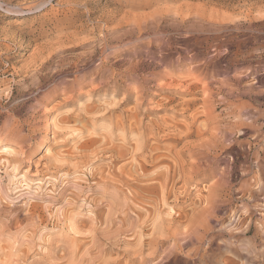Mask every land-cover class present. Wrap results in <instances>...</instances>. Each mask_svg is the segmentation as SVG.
Here are the masks:
<instances>
[{"label": "rangeland", "instance_id": "rangeland-1", "mask_svg": "<svg viewBox=\"0 0 264 264\" xmlns=\"http://www.w3.org/2000/svg\"><path fill=\"white\" fill-rule=\"evenodd\" d=\"M4 1L22 7H31L39 2V0ZM200 13L201 15H199ZM182 18H184V21H182ZM137 27L140 30L136 29ZM130 31L132 35H130ZM106 36L110 39V43L114 45L121 44L119 48L112 50L115 54L114 58L126 59L133 64L140 61L148 62L152 60V57L158 59L160 56L165 57L166 61H173L177 58L178 53L187 52L189 55L194 52L197 56L195 63H189L190 61H188L183 65L174 66L172 70L176 72L177 77L188 79L191 77L188 74L189 69L199 64L195 70V91L198 96L195 103V114L198 117L195 129L200 127L203 132L202 136H196L195 134L191 137V140H194L195 143L202 138L209 143L211 140V144L214 142V147L212 146L208 153L203 151L204 154L195 156V163L200 162L203 165L201 169L204 177L195 176L196 179L191 185L189 184L191 187L189 185V187H182L183 182L179 183L177 185L178 189L176 188L177 191L175 189L174 192L179 197L182 195V198L178 197L176 199L175 195L171 194L172 198L170 197L167 201L171 202L172 206H170L171 204L167 206L157 202L154 206L148 205V210L146 209L147 205L136 204V209L134 208L130 212L125 210V200L123 199L131 203L130 198L133 195L131 189L129 190L125 186L121 188L122 190H115L113 187L110 188V185H104L111 181L115 182L111 178L112 173L111 176H108L110 171H116L117 167L123 166L125 160L127 163L132 160L127 155L123 158V162L122 158L121 161H117V167H114V163L113 169L109 168L106 163H109L111 157H113L110 156L111 152L99 151V149L103 148L102 145L107 147L110 144L111 147V145L125 144L128 139L125 137V131H122L124 127L121 124L118 125L116 119L112 124L111 119H106V121L105 119L92 120L95 116L97 118L103 112L105 113L106 106L110 107L114 105L115 101H119L124 96L125 91L122 84L121 93L114 98L116 89L111 84L105 83L97 88V83L90 81L95 67L92 62L87 64L86 58L89 57L87 53L94 47L99 48L100 52V46L104 44ZM78 52L79 54H77ZM83 69H86L90 74L85 81V83L88 82L87 85L78 90L80 97L64 93L62 90H58L54 96L51 95L55 83H63L65 80L74 79L77 72ZM178 69L181 72H177ZM167 71L169 70L166 68L157 67L155 70L157 79L147 86L151 96L147 98L144 107L150 109V112L148 116H142L144 126L151 127L161 119L165 120L167 118L170 122L173 117L177 116V119L182 121L181 124H183V121L185 123L190 122V119L182 118V115L187 116L191 113L181 114L180 111L185 109L184 106H177L174 109L175 111L170 112L162 111L158 106L162 103V96L172 95V92H165L163 88L156 87L162 83L170 82L167 77L161 78L162 74ZM136 84V82H133L130 87L131 95H133L132 99L134 100L121 106L123 109L132 108L136 104ZM183 89H185L184 86H181L176 90L183 93L178 97L179 102L192 97V94L183 91ZM88 106H101L103 109L93 110L94 112L91 110L93 113H86L83 109ZM163 130L157 132L156 135H151L147 144L154 145L155 142L165 139L166 136L164 138V135L166 133H172L170 129ZM90 138L98 140L94 143L95 145L91 146ZM111 139L112 143H107ZM135 140L134 137V146ZM101 141L105 143L102 144ZM96 146L100 148L97 150ZM180 146H182V143L179 144ZM6 147H11L13 150L9 153ZM0 157L3 158V162L0 164V206H9L6 208L13 211L17 208L19 214L14 213V216L17 218L20 216L19 219L25 217L26 213L28 211L32 212L33 209L37 215V223L25 226L26 230L23 228L18 230V233L12 230L13 233L10 232L12 237L9 236V231H3V225H0V229H2V231L0 230L2 232L0 238L2 241L4 240L0 242V246L4 248L3 250L0 247L1 264H14L16 262L18 264H32L33 262L35 264H71L73 260L74 264L75 261L76 264L81 262L83 264H97L99 258L101 259L99 261L104 260L110 262V264H145L146 262V264H264V0H52L46 10L39 13L26 12L23 15L8 14L0 8ZM64 157L70 160L62 159ZM186 158L188 161L193 160L188 156L184 157V159ZM9 160H11L10 164L8 163ZM101 164H105L102 167L103 170L105 169L103 173L104 176L106 174L105 178L101 175L93 177L92 174L96 172L95 168ZM16 167L17 169H15ZM216 184L219 185L216 186ZM180 185L182 189L179 188ZM95 188L96 190H94ZM183 188L185 189L183 190ZM187 188H190L189 191ZM109 189L112 191H109ZM76 190L77 192H73ZM102 194H104V197ZM108 194L109 196H106ZM110 195L113 198H110ZM119 198L124 202L120 201L119 203ZM64 199L66 202H64ZM90 199H92L91 202ZM100 199L103 201L100 202ZM112 199L113 201L116 200L115 202L118 200V204L113 206L115 202L111 201ZM35 202L38 203V209L35 207ZM63 203L65 206H63ZM69 204L70 209L69 207L66 208ZM108 204H111L112 207ZM119 204L124 205H120L123 209L118 206ZM27 206H30V209ZM110 207L116 211L113 212ZM107 208L108 210H106ZM63 209L67 212L65 213ZM68 210L71 213H68ZM51 211H53L52 216L50 215ZM77 211L78 215H75ZM124 211H128V215ZM74 212L75 214H72ZM137 212H141L144 217L147 215L145 217L147 225L144 221H141L144 220L142 216V218H139L138 226L133 231L129 229L130 223L137 219ZM7 213L9 214V211ZM112 213L116 216H113ZM178 213H183V217L182 215L179 216ZM64 214H67L66 216L69 218H66ZM102 214L103 217L107 214L112 216L103 218L100 217ZM57 215H62L59 216L62 221L54 218H57ZM76 217H79L78 220ZM108 217L110 219H107ZM162 217L167 218L162 219ZM169 217L171 219L175 218L172 223H169L170 225L168 224ZM4 218L5 216L0 217V224H3ZM88 218H91V220L88 221ZM102 219L112 220L114 224L111 225L108 221L105 223ZM167 219L168 221H166ZM74 220H76L75 225L82 224L84 228L82 230L85 232L83 236H87L84 237L85 240L83 237L82 240L79 239L81 240L79 241V243L81 242L79 252L82 255L85 254V256L77 254L72 257L70 255L73 246L77 242L76 238L80 235L72 229ZM122 221H125V223ZM46 222H50L49 225L48 223L46 225ZM97 222L100 224H97ZM101 222H103V225H101ZM173 222L178 223L174 224ZM179 222L181 225L183 224L182 227H180ZM164 223L174 229V235L170 228L163 227ZM94 226L95 228L100 227V229L107 227L105 230L112 229L110 232L106 231L109 233L108 235L111 233V235H117L114 239L120 238L117 239L118 241L112 239L114 241L112 243L111 239L104 236L105 238L97 239L94 242L90 235ZM122 226L127 228L125 229ZM175 226L180 228L177 229ZM113 227L116 230L118 228V234L115 233ZM119 227L124 228L123 230L126 231L122 230L123 233ZM104 229L102 228L101 231H104ZM70 231L71 233H69ZM106 232L104 231L107 235ZM48 237L50 238L47 241ZM30 238L32 239L31 242ZM38 238H41V240ZM150 238H152L151 240L154 239V242L149 240ZM155 238H159L158 241ZM69 239H72L73 243ZM98 240L104 243L100 244L97 242ZM144 240H146V244L143 243ZM148 240L152 243L148 244ZM49 241L53 243H49ZM27 242L33 244L30 245ZM46 243H49L50 247H47ZM84 243L85 247H83ZM91 244L94 245L91 246ZM63 245L66 246L63 247ZM101 245L105 248H101ZM25 247L31 250V253L34 250L36 252L29 253V255L25 253V256H23V250L27 249ZM142 247L144 253L140 251ZM145 247L147 248L145 249ZM47 248L51 251L49 254ZM83 249H86V251H83ZM131 251L134 254L136 253V256ZM149 252H153L152 255L149 256ZM5 253L6 257L4 256ZM91 253L92 255H90ZM18 254L20 258L17 257ZM45 255H51L52 257H46ZM78 255H81V257L79 256L80 259ZM84 257H88V259ZM13 259H16V261H13ZM60 259L61 261H57Z\"/></svg>", "mask_w": 264, "mask_h": 264}, {"label": "bare ground", "instance_id": "bare-ground-1", "mask_svg": "<svg viewBox=\"0 0 264 264\" xmlns=\"http://www.w3.org/2000/svg\"><path fill=\"white\" fill-rule=\"evenodd\" d=\"M19 3V2H18ZM52 3V0H39V2H37L36 4H34V5H32L31 7H22L21 5H18V4H16V5H14L12 2H9V1H4V0H0V8L4 11V12H6V13H8V14H15V15H23V14H25L26 12H29V13H39V12H42V11H44V10H46L47 8H48V4H51ZM51 6V5H50ZM204 7V6H203ZM157 8V7H156ZM162 8V7H161ZM201 9V8H200ZM203 10V9H202ZM168 12V11H167ZM204 13H206V12H204ZM213 14V13H212ZM246 14H247V12H246ZM199 15H201V13L199 14ZM211 16V15H210ZM209 16V17H210ZM247 16V15H246ZM201 17V16H200ZM203 17V16H202ZM205 17V16H204ZM203 17V18H204ZM207 18V17H206ZM110 19V18H109ZM130 19V18H129ZM134 20V19H133ZM209 20H210V18H209ZM120 21V20H119ZM182 21H184V18H182ZM127 22V21H126ZM214 22V21H213ZM132 23H134V22H132ZM140 26H141V24H139ZM138 25V26H139ZM156 27V26H155ZM236 27V26H235ZM175 28V27H174ZM173 28V29H174ZM238 28V27H237ZM4 29V28H3ZM116 29V28H115ZM136 29H139L138 27L136 28ZM141 29H142V27H141ZM140 30V29H139ZM139 30H137V31H139ZM112 31V30H111ZM128 31V30H127ZM142 31V30H141ZM219 31V30H218ZM134 32H136V31H134ZM220 32H222V31H220ZM130 33V35H132L131 33V31L129 32ZM75 34V33H74ZM126 35H127V33H125ZM134 34V33H133ZM141 34V33H140ZM122 35H124V34H122ZM62 36V35H61ZM117 38V37H116ZM141 38V37H140ZM59 40V39H58ZM110 39H108V37L106 36L105 38H104V44H102V46H100V52H99V48H96V47H94V48H91L89 51H88V55H89V57H87L86 59H87V64L88 63H91L92 62V65L95 67V69L92 71V74H93V77L90 79V81L92 82V83H97V88L98 87H101V86H103V84H111L112 85V87L113 88H115L116 89V93L114 94V98L117 96V95H119L120 93H121V88H122V86L124 85V87H125V91H124V96L122 97V98H120V100L119 101H115V103H114V105H112V106H110V107H105L106 108V111H105V113L103 112V114L102 115H100V116H98L97 118H92V120H96V121H98V120H100V119H105V121H106V119H111L112 121H111V124H112V122L114 121V119H116V121L118 122V125L119 124H121V126L123 125V127H124V129H122V131L124 130L125 131V137H126V139H128V141L127 142H125V144H121V145H111V147L107 144V143H112L111 141H112V139L110 140V142L109 141H107V147L105 146H101V147H103L102 149H99V151L100 150H102V151H109V152H111L110 153V156L112 155L113 157H111V161L109 162V161H107V162H109V163H106L107 164V166L109 167V168H111V169H113L112 167H113V164H114V167L116 166L117 167V161L118 160H120L121 161V158H122V162H123V158H125L127 155H129L128 157L131 159L132 158V160L130 161V162H126V160H125V163H127V164H123V166H120V167H117V169H116V171H113V172H111L110 171V173L108 174V176H111L110 174L112 173L113 175H112V179H113V181L115 180V182H108V183H105L104 185H110V188L111 187H113L115 190H118V189H121V188H123V187H128L129 188V190L131 189V191H132V193H133V195L131 196V203L130 202H128L126 199H123V200H125V202L124 201H122L120 198V200H119V203H120V201H122V202H124L125 203V206H126V209L125 210H134V208L136 209V204L138 205V204H141V205H149V206H154V204L156 205L157 204V202H160V203H162L163 205H167L168 206V204H171V202H168L167 200H169L170 199V197H171V194H174L175 195V198L176 199H178V195L177 194H175V192H174V190L177 188L178 189V187H177V185L179 184V183H182V187H187L189 184L191 185V183L196 179L195 178V176H202V177H204V175H202V173H203V170L201 169V168H203L202 166V164L200 163V162H197V163H195V156L196 155H201V154H204V152L203 151H206V153H208L211 149V147L214 145V142H213V144H211V140H210V143L208 142V141H206L205 139H200L199 141H197L196 143H195V141L194 140H191V137H193V136H195V134H196V136L197 135H201L202 134V129L200 128V127H198V128H196L195 129V125H196V119L198 118L197 117V114H195V103L197 102V100H198V96H197V92L195 91V87H196V82H195V70H196V68H198V66H199V64L197 65H194L191 69H189V72H188V74H189V76H191L190 78H188V79H186V78H184V79H182V78H180V77H177L176 76V72H174L173 70H172V68L174 67V66H178V65H183V64H185L186 62H188V61H190L189 63H191V62H194L195 63V61L197 60V56L195 55V53L193 52V53H190L189 55H188V53L186 52V53H178V55H177V58L175 59V60H173V61H166V58L165 57H163V56H160L158 59L156 58V57H152V60L151 61H148V62H145V61H140V62H137V63H135V64H133V63H129V61H127L126 59H115L114 58V55L115 54H113V52H112V50H115V49H117V48H119L120 47V45L121 44H113V43H110V41H109ZM123 40V39H122ZM8 41V40H7ZM112 41V40H111ZM165 41V40H164ZM14 42V41H13ZM56 42V41H55ZM114 42V41H113ZM120 42V41H119ZM150 42V41H149ZM62 43V42H61ZM117 43V42H116ZM52 44V43H51ZM58 48V47H57ZM35 49V48H34ZM40 50V49H39ZM47 50H48V48H47ZM53 50V49H52ZM49 51H51V50H49ZM99 53H98V52ZM148 52V51H147ZM49 53V52H48ZM52 53V52H51ZM39 54V53H38ZM77 54H79V52L77 53ZM82 54V53H81ZM86 55V54H85ZM37 56V55H36ZM47 56H49V55H47ZM46 57V56H45ZM39 58V57H38ZM37 58V59H38ZM41 58V57H40ZM49 58V57H48ZM59 58V57H58ZM50 59V58H49ZM69 59V58H68ZM78 60V59H77ZM43 61V60H42ZM198 62V61H197ZM36 63V62H35ZM91 65V66H92ZM71 66V65H70ZM115 66H117V67H115ZM42 67V66H41ZM63 67V66H62ZM61 67V68H62ZM112 67V68H111ZM157 67H163V68H166L167 70H169V71H167L165 74H162V76H161V78L162 77H167V78H169L170 79V82H165V83H162L161 85H157L156 87H161V88H163V90L165 91V92H172V95L171 96H162V98L163 99H161L162 100V103H160L158 106L162 109V111H166V112H170V111H175L174 109L177 107V106H184L183 108H185L183 111H180L181 112V114H184L185 112H191L190 114H188L187 116L185 115H182V118H184V119H190V122L189 123H185V121H183V124H181L180 122H182V121H180L179 119H177V117H173L172 119H171V121L170 122H168V118L167 119H165V120H163V119H161L160 121H158V122H156V123H152L153 125L151 126V127H147V126H144L143 125V123H142V120H143V118H142V116H148V113L150 112V109H147V108H145L144 107V105H145V103H146V101H147V98L149 97V96H151V94L149 93V91L147 90V86H148V84H150L151 82H153L154 80H156L157 78H156V73H155V70H156V68ZM78 68V67H77ZM172 70V71H171ZM177 72H181V70H176ZM188 71V70H187ZM76 72V71H75ZM24 73V72H23ZM90 73H88L87 71H86V69H83V70H81V71H78L77 72V75H75V77H74V79H69V80H65V82H63V83H55V85H54V90H53V92H51V95L52 96H54V95H56L57 93V91L58 90H62V92H64V93H70L72 96L73 95H75V96H78V97H80V94L78 93V90H80V89H82L83 87H85V85H87V83L88 82H86L85 83V81L87 80V78H88V75H89ZM29 76V75H28ZM106 78V79H105ZM38 81V80H37ZM133 82H136L137 84H136V87H135V91H137V96H136V99H135V105H134V107H132V108H129V109H126L125 107V109H123V107H121V106H123L124 104H126V103H129V102H131L132 100H134V99H132L133 97V95H131V89H130V87H131V84L133 83ZM53 84V83H52ZM123 84V85H122ZM198 85V84H197ZM153 86H154V84H153ZM181 86H184V88L185 89H183V91H185V92H187V93H189V94H192V97L191 98H189V99H186V100H183V101H181V102H179V95L181 94H183V93H180L179 91H176L179 87H181ZM109 88V87H108ZM117 88H120V89H117ZM167 90H173V91H167ZM217 94H219V93H217ZM7 96V95H6ZM5 96V97H6ZM229 96V95H228ZM108 98V97H107ZM3 99V98H2ZM36 99L38 100V98L36 97ZM67 100V99H66ZM16 105V104H15ZM4 106V105H3ZM193 106V107H192ZM12 107V106H11ZM101 106H88L87 108H85V109H83L86 113H89V112H91V110L93 111V110H101ZM103 109V108H102ZM105 110V109H104ZM82 112V111H81ZM84 112V113H85ZM94 112V111H93ZM93 112H91V113H93ZM119 112V113H118ZM85 113V114H86ZM97 113V112H96ZM176 113V112H175ZM197 113V112H196ZM180 114V113H179ZM88 116V115H87ZM205 116V115H204ZM90 117V116H89ZM7 118V117H6ZM82 118V117H81ZM89 120V119H88ZM90 121H91V119H90ZM198 121V120H197ZM62 122V121H61ZM92 122H94V121H92ZM116 122V123H117ZM86 123V122H85ZM95 123H97V122H95ZM114 123V122H113ZM208 123V122H207ZM149 125V124H148ZM150 125H151V123H150ZM85 126V125H84ZM113 126V125H112ZM117 126V125H116ZM119 127V126H118ZM208 127V126H207ZM21 129V128H20ZM79 129H81V128H79ZM89 129V128H88ZM93 129H94V127H93ZM163 129H170L171 131H172V133H170V132H168V133H166L165 135H164V138H165V136H166V138L165 139H162V140H159L158 142H155L156 144H154V145H148L147 144V142H149L148 140H149V138H150V136L151 135H156V133L157 132H160L161 130H163ZM84 130V129H83ZM86 130V129H85ZM59 131V130H58ZM109 131V130H108ZM164 131V130H163ZM206 131V130H205ZM209 131V130H208ZM54 133V132H53ZM91 133V132H90ZM97 133V132H96ZM111 133V132H110ZM98 135V134H97ZM101 135V134H100ZM233 135V134H232ZM93 136H95V135H93ZM202 136V135H201ZM217 136V135H216ZM113 137V136H112ZM115 137V136H114ZM134 137H135V146L133 145V139H134ZM163 137V136H162ZM23 138H24V136H23ZM96 138H97V136H96ZM96 138H90V142L92 143L91 144V146L92 145H95L94 143H96V141H98V140H96ZM99 138V137H98ZM104 138H106L105 136H104ZM154 138H155V136H154ZM25 139V138H24ZM103 139V138H102ZM107 139V138H106ZM158 139V138H157ZM104 140V139H103ZM109 140V139H108ZM114 140V139H113ZM23 141V140H22ZM87 141V140H86ZM86 141H85V143H86ZM125 141V140H124ZM218 141H219V139H218ZM100 142V141H99ZM101 142H103L102 144H104L105 142L104 141H101ZM151 142V141H150ZM207 142H208V144H207ZM89 143V142H88ZM182 143V146H180L179 147V144H181ZM116 144V143H115ZM85 145V144H84ZM90 145V144H89ZM89 145H87V147H89ZM132 145V146H131ZM100 146V145H99ZM81 148L83 147L82 145L80 146ZM97 147V146H96ZM214 147V146H213ZM98 148H100V147H97V150H98ZM80 149V148H79ZM85 149V148H84ZM88 149V148H87ZM95 149V148H94ZM213 149V148H212ZM6 150L10 153L13 149H11V147H6ZM72 150V149H71ZM96 150V151H97ZM81 151V150H80ZM92 151H93V149H92ZM91 151V152H92ZM95 151V152H96ZM79 152V151H78ZM98 152V151H97ZM96 152V153H97ZM72 153V152H71ZM216 153V152H215ZM105 154V153H104ZM75 155H77V154H75ZM75 155H74V157H75ZM89 155V154H88ZM91 155V154H90ZM92 155H94V154H92ZM67 156H70V155H67ZM108 156V155H107ZM131 156V157H130ZM185 156H188L189 158H192L193 160L192 161H188V159L186 160V159H184V157ZM207 156V155H206ZM71 157V156H70ZM88 157V156H87ZM72 158V157H71ZM62 159H66V161L68 160L67 158H62ZM73 159H75V158H73ZM126 159H128V158H126ZM8 160V159H7ZM70 160V159H69ZM68 160V161H69ZM80 160V159H79ZM96 160V159H95ZM109 160V159H108ZM172 161L171 163H169L170 161ZM84 161V160H83ZM169 161V162H168ZM3 162V158H1L0 157V164ZM10 162H11V160H9V164H10ZM15 162H18V161H15ZM80 162V161H79ZM77 163H78V161H77ZM105 163V162H104ZM117 163V164H116ZM81 164H82V162H81ZM80 164V165H81ZM82 165H84V164H82ZM103 165H105V164H101V165H99L97 168H95L96 170V172L95 173H93L92 174V176L94 177V176H97V175H101V176H104L103 175V173H104V170H103ZM119 165H120V162H119ZM122 165V164H121ZM16 166H17V163H16ZM77 166V165H76ZM15 169H17V167L15 168ZM72 169H74V168H72ZM76 170H77V168H75ZM92 169V168H91ZM106 169H107V167H106ZM93 170V169H92ZM206 170V169H205ZM92 172V171H91ZM90 172V173H91ZM94 172V171H93ZM116 172V173H115ZM86 173V172H85ZM92 176H90V177H92ZM105 176H106V174H105ZM105 176H104V178H105ZM89 177V178H90ZM88 178V179H89ZM100 178V177H99ZM102 178V177H101ZM107 178H109V177H107ZM111 178H109V179H111ZM111 179V180H112ZM1 180V179H0ZM102 181H103V179H101ZM104 182H105V179H104ZM75 183V182H74ZM215 183V182H214ZM66 184V183H65ZM68 184V183H67ZM76 184V183H75ZM194 184V183H193ZM189 185V186H190ZM195 185V184H194ZM215 185V184H214ZM217 185H219V184H216V186ZM98 186V185H97ZM96 186V187H97ZM188 186V187H189ZM64 187V186H63ZM68 187H69V185H68ZM77 187H80V186H77ZM90 187V186H89ZM99 187H102V186H99ZM182 187H181V185H180V189H182ZM191 187V186H190ZM65 188V187H64ZM70 188V187H69ZM75 188V187H74ZM108 188V187H107ZM104 189H105V187H104ZM127 189V188H126ZM177 189H176V191H177ZM185 188H183V190H184ZM188 189V188H187ZM190 189V188H189ZM189 189H188V191H189ZM212 189V188H211ZM215 189V188H214ZM2 190V189H1ZM79 190H82V189H79ZM91 190V189H90ZM94 190H96V188L94 189ZM106 190V189H105ZM111 189H109V191H110ZM122 190V189H121ZM7 191V190H6ZM102 191V190H101ZM109 191H106V192H109ZM112 191V190H111ZM120 191V190H119ZM124 191V190H123ZM127 191V190H126ZM179 191V190H178ZM212 191V190H211ZM73 192H77V190L76 191H73ZM87 192V191H86ZM103 192V191H102ZM122 192V191H121ZM125 192V191H124ZM128 192V191H127ZM126 192V193H127ZM184 192H186V191H184ZM43 193V192H42ZM48 193V192H47ZM60 193V192H59ZM64 193V192H63ZM63 193H61V194H63ZM82 193V192H81ZM84 193H85V191H84ZM111 193V192H110ZM116 193H118V192H116ZM129 193H131V192H129ZM182 193V192H181ZM49 194V193H48ZM215 194H216V192H215ZM47 195V194H46ZM66 195V194H65ZM78 195H79V192H78ZM82 195V194H81ZM103 195V197H104V194H102ZM119 195H120V193H119ZM118 195V196H119ZM123 195V194H122ZM130 195V194H129ZM181 195V194H180ZM183 195H184V193H183ZM189 195H190V193H189ZM56 197H58L57 195H55ZM106 196H109V194L108 195H106ZM111 196V195H110ZM114 197H115V195H113ZM126 196H128V195H126ZM182 196V195H181ZM180 196V197H181ZM186 196H187V194H186ZM209 196V195H208ZM61 197H63V196H61ZM61 197H59V198H61ZM75 197V196H74ZM85 197V196H84ZM102 197V198H103ZM179 197V198H180ZM41 198H43V197H41ZM49 198V197H48ZM47 198V199H48ZM66 198V197H65ZM81 198H82V196H81ZM98 198H100V197H98ZM110 198H113L112 196L110 197ZM118 198V197H117ZM128 198V199H129ZM160 198V199H159ZM172 198V197H171ZM182 198V197H181ZM1 199V198H0ZM32 199V198H31ZM30 199V200H31ZM50 199V198H49ZM54 199V198H53ZM97 199V198H96ZM104 199V198H103ZM175 199V200H176ZM41 200V199H40ZM61 200V199H60ZM65 200V199H64ZM63 200V201H64ZM71 200H73V199H71ZM79 200V199H78ZM88 200V199H87ZM91 200L92 199H90V202H91ZM95 200V199H94ZM101 200V199H100ZM106 200V199H105ZM47 201H49V200H47ZM51 201V200H50ZM54 201V200H53ZM82 201H84L83 199H82ZM98 201V200H97ZM103 200H101L100 202H102ZM108 202H110L109 200H107ZM111 201H113V199L111 200ZM116 201V200H115ZM115 201H113V202H115ZM174 201V200H173ZM27 202V201H26ZM44 202V201H43ZM57 202V201H56ZM60 202V201H59ZM64 202H66V200L64 201ZM67 202H68V200H67ZM79 202V201H78ZM117 202H118V200H117ZM117 202H115V203H113V206H114V204L116 205V204H118ZM23 203H25V202H23ZM28 203V202H27ZM32 203H34V202H32ZM46 203V202H45ZM48 203V202H47ZM53 203V202H52ZM81 203V202H80ZM89 203V202H88ZM87 203V204H88ZM104 203H105V201H104ZM110 203H112V202H110ZM123 203V204H124ZM174 203V202H173ZM26 204V203H25ZM24 204V205H25ZM37 204L38 203H36L35 202V207H37ZM54 204V203H53ZM64 204V203H63ZM71 204V203H70ZM70 204L66 207V208H68L69 206H70ZM97 204V203H96ZM102 204V203H101ZM123 204H119L118 206H122ZM1 205H2V203H1ZM27 205V204H26ZM29 205H30V203H29ZM32 205H34V204H32ZM42 205V204H41ZM40 205V206H41ZM76 205V204H75ZM86 205V204H85ZM92 205H93V202H92ZM91 205V206H92ZM98 205V204H97ZM100 205V204H99ZM104 205V204H103ZM109 206L111 205V204H108ZM132 205H133V207H132ZM175 205V204H174ZM218 205V204H217ZM15 206V205H14ZM21 206V205H20ZM63 206H65V204L63 205ZM80 206H83V205H80ZM87 206V205H86ZM89 207H90V205H88ZM105 206H106V204H105ZM109 206H107V207H109ZM118 206H116L117 208H118ZM120 206V207H121ZM124 206V205H123ZM149 206L148 207H146V209H148L149 210ZM159 206V205H158ZM158 206H156V207H158ZM170 206H172V204L170 205ZM169 206V207H170ZM176 206V205H175ZM216 206V205H215ZM6 207H9V206H6ZM6 207H2V206H0V217L2 218L3 216H5V218L3 219L4 221H2L3 222V224H0V225H3V231H5V230H7V231H9L8 233H9V236H10V232L13 230V231H18V230H21V229H23L25 226L27 227V226H31V225H29V224H32V223H35L36 222V217H37V215L35 214V212H34V209L32 210V212L30 211H28L27 213H26V215H25V217H23V216H21V217H23V218H25V219H23V218H21V219H19L20 218V216L19 215H17V216H19V218H17L16 216H14V213H17L19 210L16 208V210L14 209V211L13 210H9L10 208H6ZM12 207V206H11ZM28 208L30 207V206H27ZM32 207V206H31ZM42 207V206H41ZM49 207H50V205H49ZM48 207V209L50 210V208ZM73 207H74V205H73ZM78 207V206H77ZM111 207H112V205H111ZM110 207V208H111ZM141 207V206H140ZM143 207V206H142ZM160 207V206H159ZM24 208H25V206H24ZM33 208V207H32ZM31 208V209H32ZM55 208V207H54ZM61 208V207H60ZM62 208H64V207H62ZM94 208V207H93ZM104 208V207H103ZM109 208V209H110ZM122 209H123V207H121ZM125 208V207H124ZM133 208V209H132ZM145 208V207H144ZM155 208V207H154ZM164 208V207H163ZM171 208V207H170ZM203 208V207H202ZM22 209V208H21ZM30 209V208H29ZM28 209V210H29ZM36 209H38V207L36 208ZM69 209H70V207H69ZM74 209V208H73ZM99 209V208H98ZM112 209V208H111ZM110 209V210H111ZM116 209V208H115ZM143 209V208H142ZM141 209V210H142ZM162 209V208H161ZM160 209V210H161ZM166 209V208H165ZM172 209V208H171ZM40 210V209H39ZM48 210V211H49ZM55 210V209H54ZM63 210H65V209H63ZM62 210V211H63ZM83 210V209H82ZM106 210H108V208L106 209ZM119 210V209H118ZM117 210V211H118ZM139 210V209H138ZM148 210H145V211H148ZM155 210V209H154ZM9 211V214L7 213ZM22 212H23V209L21 210ZM25 211H27V210H25ZM25 211H24V213H25ZM70 210H68V213H71V212H69ZM71 211H72V208H71ZM74 211V210H73ZM89 211V210H88ZM95 211V210H94ZM100 211H101V208H100ZM105 211V210H104ZM112 211L113 212H115L114 211V209H112ZM112 211H110V212H112ZM120 211H121V209H120ZM140 211V210H139ZM143 211V210H142ZM153 211V210H152ZM163 211H164V209H163ZM199 211V210H198ZM34 212V213H33ZM47 212V211H46ZM53 211H51V213H50V215L51 214H53L52 213ZM65 213L67 212L66 210L64 211ZM76 212V211H75ZM75 212L74 213H72V214H75ZM80 212V211H79ZM102 213H103V211H101ZM107 212V211H106ZM109 212V211H108ZM124 212H128V211H124ZM131 212V211H130ZM144 212V211H143ZM183 212H184V210H183ZM23 213V214H24ZM55 213V212H54ZM81 213H82V211H81ZM80 213V214H81ZM93 213V212H92ZM95 213V212H94ZM118 213H119V211H118ZM134 213V212H133ZM138 213V212H137ZM157 213V212H156ZM155 213V214H156ZM169 213V212H168ZM180 213V212H179ZM178 213V214H179ZM8 214V215H7ZM17 214H19V213H17ZM56 214V213H55ZM62 214V213H61ZM98 214V213H97ZM106 214V213H105ZM115 214H117V213H115ZM120 214V213H119ZM125 214V213H124ZM146 214V213H145ZM158 214H160V213H158ZM164 214V213H163ZM176 214V213H175ZM183 213H181V214H179V216L180 215H182ZM48 215V214H47ZM67 215V214H66ZM65 214H64V216L66 217V218H69V217H67ZM75 215H78V211H77V214H75ZM111 214H107V215H104V217H103V214L100 216V217H103V218H105V216H110ZM112 215H113V213H112ZM111 215V216H112ZM121 215V214H120ZM122 215H123V213H122ZM127 215H128V213H127ZM129 215H130V213H129ZM135 215H136V213H135ZM135 215H133V216H135ZM162 215V214H161ZM174 215V214H173ZM207 215V214H206ZM52 216V215H51ZM59 216H62V215H59ZM59 216L57 215V218L56 217H54L55 219H57V220H59V221H62V220H60V219H62V218H60L59 219ZM63 216V217H64ZM71 216V215H70ZM74 216V215H73ZM96 216V215H95ZM98 216V215H97ZM110 216V217H111ZM113 216H116V215H113ZM142 216H143V218H144V220L142 219H140L141 221H144L145 222V224L147 225V223H146V219H145V217H147V215L144 217V215L141 213V212H139L138 213V216H137V219L135 220V221H132L131 223H130V228L129 229H131V230H133L134 231V229L138 226V221H139V218H142ZM150 216H151V213H150ZM150 216H148L149 218H150ZM153 216H156V215H153ZM192 216V215H191ZM195 216V215H194ZM214 216V215H213ZM39 217V216H38ZM52 217V218H53ZM65 217H64V219H65ZM81 217V216H80ZM99 217V218H100ZM110 217H108L107 219H110ZM118 217V216H117ZM117 217H116V219H117ZM125 217H126V215H125ZM124 217V218H125ZM127 217H129V216H127ZM132 217V216H131ZM130 217V218H131ZM161 217V216H160ZM175 217V216H174ZM182 217H183V215H182ZM181 217V218H182ZM197 217V216H196ZM40 218V217H39ZM45 218V217H44ZM48 218V217H47ZM53 218V219H54ZM79 218V217H78ZM78 218L76 217V219L78 220ZM92 218H94V217H92ZM121 218V217H120ZM133 218V217H132ZM131 218V219H132ZM156 218V217H155ZM164 218H167V217H164ZM163 217H162V219H164ZM46 219V218H45ZM49 219V218H48ZM47 219V220H48ZM54 219V220H55ZM74 219V218H73ZM83 219V218H82ZM85 219V218H84ZM87 219V218H86ZM91 220V218H88V221H90ZM112 219H113V217H112ZM150 219H152V218H150ZM158 219H159V217H158ZM162 219H161V221H162ZM169 219V222H168V224L169 223H172V221H174L175 220V218H172L171 219V217H169L168 218ZM168 219L166 220V221H168ZM207 219V218H206ZM40 220V219H39ZM42 220V219H41ZM40 220V221H41ZM67 220V219H66ZM80 220H81V218H80ZM93 221H94V219H92ZM97 220V219H96ZM95 220V221H96ZM100 220V219H99ZM105 223L108 221L109 223H111V225L112 224H114V223H112V220H106V219H102ZM124 220V219H123ZM126 220V219H125ZM153 220H154V218H153ZM156 220V219H155ZM160 220V219H159ZM158 220V221H159ZM193 220H195V219H193ZM201 220V219H200ZM209 220V219H208ZM43 221V220H42ZM52 221V220H51ZM82 221V220H81ZM93 221H91L92 223H94L95 224V222H93ZM101 221V220H100ZM115 221H118V220H115ZM120 221V220H119ZM128 221V220H127ZM151 221V220H150ZM158 221H157V224H158ZM166 221H164L165 223H167ZM180 221V220H179ZM58 222V221H57ZM64 222V221H63ZM62 222V223H63ZM74 222L76 223V220H74L73 222H72V229L74 230V232L75 233H77L79 236L76 238V240H77V242L75 243V245L73 246V248H72V251H71V253H70V255L72 256V257H75L77 254H81V252H79L80 250H81V242L79 243V241H81L82 239V237H83V239H84V237L86 236H83L84 235V233L85 232H83V230L82 229H84L83 228V226H82V224L80 225V224H78V225H75L74 224ZM84 222V221H83ZM122 222H124L125 223V221H122ZM128 222H130V221H128ZM143 222V223H144ZM156 222V221H155ZM154 222V224H156ZM182 222V221H181ZM191 222V221H190ZM205 222V221H204ZM1 223V222H0ZM37 223V222H36ZM41 223H43V222H41ZM47 223L48 222H46V225H47ZM50 223V222H49ZM49 223H48V225H49ZM60 223V222H59ZM99 222H97V224H98ZM103 222H101V225H103L102 224ZM118 223H120V222H118ZM117 223V224H118ZM141 223V222H140ZM149 223V222H148ZM160 223V222H159ZM165 223H164V225H165ZM174 224L176 223H178V222H173ZM192 223V222H191ZM200 223H201V221H200ZM203 223V222H202ZM206 223V222H205ZM55 224H56V222H55ZM85 224V223H84ZM93 224V225H94ZM100 224V223H99ZM151 224H153L152 222H151ZM151 224H148V225H151ZM162 224V223H161ZM179 224H180V222H179ZM33 225V224H32ZM37 225H39V224H37ZM42 225V224H41ZM50 225H52V224H50ZM62 225V224H61ZM65 225V224H64ZM66 225H67V223H66ZM69 225V224H68ZM141 225H142V223H141ZM159 225V224H158ZM163 225V227H166V228H170L169 227V225H165L164 226ZM181 225V224H180ZM179 225V226H180ZM183 225V224H182ZM182 225L180 226V227H182ZM189 225V224H188ZM207 225V224H206ZM205 225V226H206ZM57 226V225H56ZM91 226V224L89 225V227ZM106 226V225H105ZM116 226V225H115ZM120 226V225H119ZM140 226V225H139ZM38 227V226H37ZM40 227H42V226H40ZM122 227H125V226H122ZM142 228H145L144 226H141ZM161 227H162V225H161ZM161 227H160V229H161ZM171 227H173V226H171ZM177 229L178 228H180V227H178V226H175ZM174 227V228H175ZM193 227V226H192ZM49 228V227H48ZM62 228V227H61ZM60 228V229H61ZM65 228V227H64ZM66 228H68V227H66ZM100 229V227H97V228H95V226H94V228H92L91 230V232H90V235H91V238H92V240L94 241V242H96V240L97 239H103V237L105 236V237H107L108 239H111L110 241H112V239H114V237H116L117 235H111V233H110V235H108L109 233H107V232H110V230H112V229H109V230H105L104 229V227H102L103 229H104V231L107 233V235L104 233V231H101V229ZM109 228H111L110 226H109ZM127 227H125V229H126ZM139 228V227H138ZM146 228H147V226H146ZM156 228V227H155ZM25 230H26V228H24ZM28 229V228H27ZM41 229V228H40ZM40 229H37V230H40ZM45 229V228H44ZM63 229V228H62ZM87 229H89V228H87ZM113 229L116 231L115 233H117V230H118V228H117V230H116V228H114L113 227ZM119 229H120V231H122L123 229L122 228H120L119 227ZM141 229V228H140ZM152 229V228H151ZM159 229V230H160ZM165 229V228H164ZM171 229V228H170ZM177 229H175V230H177ZM205 229V228H204ZM1 231H2V229H0ZM24 230V231H25ZM34 230H35V228H34ZM34 230H33V232H34ZM41 230H43V229H41ZM114 230H113V232H114ZM138 230V229H137ZM172 231L174 230V229H171ZM179 230H181V229H179ZM193 230V229H192ZM195 230V229H194ZM207 230V229H206ZM13 231H12V233H13ZM66 231V230H65ZM90 231V230H89ZM123 231H126V230H123ZM122 231V232H123ZM133 231H131V232H133ZM165 231V230H164ZM167 231H169V230H167ZM26 232V231H25ZM73 232V233H74ZM113 232H112V234H113ZM121 232V233H122ZM138 232V231H137ZM142 232H143V230H142ZM157 232V231H156ZM177 232V231H176ZM186 232V231H185ZM1 234H2V232H0ZM4 233V232H3ZM12 233H11V235H12ZM15 233V232H14ZM18 233V232H17ZM21 233V232H20ZM37 233H38V231H37ZM40 233H42L41 231H40ZM65 233V232H64ZM69 233H71V231L69 232ZM72 233V234H73ZM114 233V234H115ZM119 233V232H118ZM117 233V234H118ZM120 233V234H121ZM124 233V232H123ZM128 233V232H127ZM140 233V232H139ZM159 233H161L160 231H159ZM171 233V232H170ZM173 233V235H174V231L172 232ZM198 233V232H197ZM34 234H35V232H34ZM33 234V235H34ZM45 234V233H44ZM43 234V235H44ZM66 234V233H65ZM71 234V235H72ZM135 234V233H134ZM141 234V233H140ZM145 234V233H144ZM189 234H191V233H189ZM193 234V233H192ZM15 235H17V234H15ZM14 235V236H15ZM18 235H20V234H18ZM17 235V236H18ZM41 235V234H40ZM39 235V236H40ZM46 235V234H45ZM56 235V234H55ZM195 235V234H194ZM198 235V234H197ZM202 235V234H201ZM22 236V235H21ZM52 236H54V235H52ZM51 236V237H52ZM73 236H74V234H73ZM119 236V235H118ZM166 236V235H165ZM191 236V235H190ZM196 236V235H195ZM0 237H1V235H0ZM6 237V236H5ZM10 237H12V236H10ZM30 237V236H29ZM33 237V236H32ZM35 237V236H34ZM45 237V236H44ZM56 237H58L57 235H56ZM60 237H61V234H60ZM65 238H66V236H64ZM68 237H69V235H68ZM76 237V236H75ZM87 237V236H86ZM104 237V238H105ZM155 237V236H154ZM153 237V238H154ZM185 237V236H184ZM198 237V236H197ZM197 237H195V238H197ZM43 238V237H42ZM46 238V237H45ZM49 238L50 237H48V239H47V241L49 240ZM120 238V237H119ZM119 238H116V239H114V240H117V239H119ZM147 238V237H146ZM193 238V237H192ZM191 238V239H192ZM5 239V238H4ZM22 239H24V238H22ZM27 239V238H26ZM31 239V238H30ZM29 239V240H30ZM39 239V238H38ZM59 239V238H58ZM79 239H81V240H79ZM107 239V240H108ZM122 239V238H121ZM139 239V238H138ZM152 238H150L149 240H151ZM155 239H157V238H155ZM159 239V238H158ZM158 239H157V241H158ZM189 239V238H188ZM35 240V239H34ZM39 240H41V238L39 239ZM44 240V239H43ZM52 241H53V239H51ZM60 240V239H59ZM64 240V239H63ZM67 240V239H66ZM70 240V242H72V239H69ZM75 240V241H76ZM85 240V239H84ZM87 240V239H86ZM149 240H148V244H150V243H152L151 241H153V240H151L150 242H149ZM252 240V239H251ZM2 241V239L0 238V242ZM4 241V240H3ZM2 241V242H3ZM17 241V240H16ZM24 242H25V240H23ZM22 241V242H23ZM32 241V239L30 240V242ZM44 241H46V240H44ZM44 241H43V244H44ZM55 241V240H54ZM57 241V240H56ZM60 241H62V239L60 240ZM100 240H98L97 242H99ZM104 241V240H103ZM106 241V240H105ZM118 241V240H117ZM119 241H121V240H119ZM130 241V240H129ZM132 241H134V240H132ZM131 241V242H132ZM156 241V240H155ZM188 241V240H187ZM198 241V240H197ZM21 242V243H22ZM51 241H49V243H50ZM58 242V241H57ZM56 242V243H57ZM67 242H69V241H67ZM66 242V243H67ZM83 242V241H82ZM109 242V241H108ZM114 241H112V243H113ZM142 242V241H141ZM145 242V244L147 243L146 242V240H144L143 241V243ZM154 242V241H153ZM20 243V242H19ZM28 243V242H27ZM41 243V242H40ZM48 243V244H49ZM51 243H53V242H51ZM55 243V244H56ZM61 243V242H60ZM73 243V242H72ZM72 243H71V245H72ZM86 243V242H85ZM85 243H84V245H83V247H85L86 245H85ZM100 244H103L104 242H99ZM111 243V244H112ZM123 243V242H122ZM128 243V242H127ZM138 243H139V241H138ZM137 243V244H138ZM155 243H157V242H155ZM155 243H153V244H155ZM189 243H190V241H189ZM22 244H24V243H22ZM28 244H30V243H28ZM31 244H33V243H31ZM30 244V245H31ZM47 244V243H46ZM47 244V245H48ZM62 244H63V242H62ZM62 244H60V245H62ZM64 244H65V240H64ZM87 244V243H86ZM89 244V243H88ZM98 244V243H97ZM117 244H118V242H117ZM125 244V243H124ZM132 244H133V242H132ZM161 244V243H160ZM159 244V245H160ZM195 244V243H194ZM4 245V244H3ZM2 245V246H3ZM10 245V244H9ZM26 245V244H25ZM24 245V246H25ZM30 245H27V246H30ZM38 245V244H37ZM94 245V244H93ZM92 244H91V246H93ZM108 245H109V243H108ZM113 245V244H112ZM116 245V244H115ZM129 245H130V242H129ZM134 245V244H133ZM56 246H58V245H56ZM64 246H66V245H63V247ZM67 246H69V245H67ZM90 246V245H89ZM90 246V247H91ZM142 246V245H141ZM144 246V245H143ZM1 247V246H0ZM5 247V246H4ZM17 247H19V246H17ZM21 247V246H20ZM23 247V246H22ZM43 247V246H42ZM47 247H50L49 245L47 246ZM70 247V246H69ZM82 247V248H83ZM97 247V246H96ZM98 247H99V245H98ZM101 248L102 247H104V246H100ZM115 247H117V246H115ZM139 247H140V244H139ZM179 247V246H178ZM195 247V246H194ZM1 248H3V247H1ZM24 248V247H23ZM25 248H27V247H25ZM30 248V247H29ZM44 248V247H43ZM105 248V247H104ZM107 248H108V246H107ZM143 248V247H142ZM141 248V253H142V251L144 250V248L142 249ZM147 247H145V249H146ZM155 248V247H154ZM173 248V247H172ZM180 248V247H179ZM13 249V248H12ZM22 249V248H21ZM49 248H47V250H48ZM51 249H53L52 247H51ZM56 249V248H55ZM68 249V248H67ZM91 249V248H90ZM96 249V248H95ZM109 249V248H108ZM107 249V250H108ZM3 250H4V248H3ZM6 250V249H5ZM60 250V249H59ZM63 250V249H62ZM61 250V252H63ZM65 250V249H64ZM93 250V249H92ZM92 250H90V252L92 251ZM99 250V249H98ZM138 250V249H137ZM155 250V249H154ZM157 250V249H156ZM188 250H190V249H188ZM10 251V250H9ZM8 251V252H9ZM12 251V250H11ZM20 251V250H19ZM43 251V250H42ZM49 251V250H48ZM66 251V250H65ZM65 251H64V253H65ZM70 251V250H69ZM68 251V252H69ZM83 251H86V249L84 250L83 249ZM88 251V250H87ZM93 251H95V250H93ZM93 251H92V253H93ZM101 251V250H100ZM113 251H114V248H113ZM118 251V250H117ZM130 251V250H129ZM139 251V252H140ZM186 251H187V249H186ZM5 252H7V251H5ZM7 252V253H8ZM12 252H14V251H12ZM16 252V251H15ZM22 252V251H21ZM36 252V250H34L32 253H35ZM47 252V251H46ZM45 252V253H46ZM51 251H49V252H47L48 254L50 253ZM56 252H57V250H56ZM61 252H60V254H61ZM79 252V253H78ZM89 252V253H90ZM97 252H99V251H97ZM135 252H136V250H135ZM146 252V251H145ZM0 253H1V251H0ZM25 253H28V255H29V253H31V250H29L28 248L27 249H25V250H23V256H25ZM31 253V254H32ZM53 253H54V251H53ZM52 253V254H53ZM86 253H88V252H86ZM88 253V254H89ZM92 253L90 254V255H92ZM100 253V252H99ZM126 253H127V250H126ZM130 253V252H129ZM131 253H132V251H131ZM138 253V252H137ZM143 253H144V251H143ZM153 253V252H152ZM152 253H148V255L150 256V254L152 255ZM155 253V252H154ZM159 253V252H158ZM158 253H156V254H158ZM188 253V252H187ZM19 254H21V253H19ZM19 254H18V258H20L19 257ZM58 254V253H57ZM63 254V253H62ZM87 254V255H88ZM95 254V253H94ZM102 254V253H101ZM100 254V255H101ZM106 254V253H105ZM128 254V253H127ZM132 254H134V253H132ZM136 254V253H135ZM134 254V255H135ZM139 254V253H138ZM137 254V255H138ZM6 255V253L4 254V256ZM47 255V254H46ZM45 255V256H46ZM63 255H65V254H63ZM67 255V254H66ZM82 255V254H81ZM81 255H78V257L80 256L81 257ZM98 255V254H97ZM140 255V254H139ZM141 255H143V254H141ZM147 255V256H148ZM0 256H1V254H0ZM2 256H3V254H2ZM15 256V255H14ZM22 256V257H23ZM32 256V255H31ZM49 256H51V255H49ZM49 256H46V257H49ZM53 256H55L54 254H53ZM70 256V257H71ZM82 256H85V254L84 255H82ZM96 256V255H95ZM102 256V255H101ZM108 256H109V254H108ZM107 256V257H108ZM136 256V255H135ZM146 256V255H145ZM148 256V257H149ZM156 256V255H155ZM6 257V256H5ZM5 257H4V260H5ZM8 257V256H7ZM28 257V256H27ZM30 257V256H29ZM52 257V256H51ZM57 257V256H56ZM55 257V258H56ZM60 257V256H59ZM62 257V256H61ZM68 257V256H67ZM71 257V258H72ZM80 257H79V259H80ZM91 257V256H90ZM94 257V256H93ZM98 257H99V255H98ZM131 257V256H130ZM167 257V256H166ZM176 257V256H175ZM26 258V257H25ZM58 258V257H57ZM56 258V259H57ZM66 258V257H65ZM83 258V257H82ZM84 258H86V257H84ZM92 258V257H91ZM97 258V257H96ZM96 258H94V259H96ZM103 258V257H102ZM137 258V257H136ZM150 258V257H149ZM165 258V257H164ZM9 259V258H8ZM44 259V258H43ZM47 259H49V258H47ZM46 259V260H47ZM59 259V258H58ZM86 259H88V257L86 258ZM86 259H85V261H86ZM104 259V258H103ZM108 259H109V257H108ZM107 259V260H108ZM117 259V258H116ZM120 259V258H119ZM50 260H52V259H50ZM62 260H63V258H62ZM65 260V259H64ZM91 260V259H90ZM97 260V259H96ZM99 260H101L100 258L98 259V262H97V264H110V262H107V261H104V260H102V261H99ZM0 261H1V259H0ZM11 261V260H10ZM13 261H16V259L14 260L13 259ZM12 261V262H13ZM44 261V260H43ZM49 261V260H48ZM57 261H61V259L60 260H57ZM70 261V260H69ZM84 261V260H83ZM93 261V260H92ZM114 261V260H113ZM112 261V262H113ZM145 261V260H144ZM183 261V260H182ZM6 262H7V260H6ZM11 262V263H12ZM19 262V261H18ZM47 262V261H46ZM49 262H51V261H49ZM64 262V261H63ZM65 262H67L66 260H65ZM88 262V261H87ZM91 262V261H90ZM94 262H95V260H94ZM148 262H149V260H148ZM1 263H2V261H1ZM0 263V264H1ZM4 263H5V261H4ZM17 263V262H16ZM16 263H14V264H16ZM41 263V262H40ZM48 263V262H47ZM52 263V262H51ZM60 263V262H59ZM70 263V262H69ZM77 263H79V262H77ZM82 263V262H81ZM80 263V264H81ZM84 263H86V262H84ZM143 263H145V262H143ZM147 263V262H146ZM145 263V264H146ZM5 264H7V263H5ZM9 264V263H8ZM18 264V263H17ZM23 264V263H22ZM32 264H35V262H33ZM54 264H56V263H54ZM62 264V263H61ZM71 264H74V260H73V263H71ZM75 264H76V261H75ZM83 264V263H82ZM90 264V263H89Z\"/></svg>", "mask_w": 264, "mask_h": 264}]
</instances>
